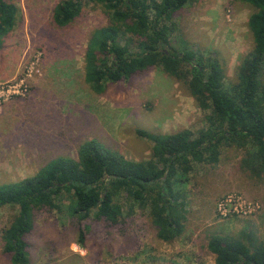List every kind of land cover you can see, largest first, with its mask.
Instances as JSON below:
<instances>
[{
	"label": "rangeland",
	"instance_id": "374dc122",
	"mask_svg": "<svg viewBox=\"0 0 264 264\" xmlns=\"http://www.w3.org/2000/svg\"><path fill=\"white\" fill-rule=\"evenodd\" d=\"M61 0H17L13 30L0 46V184L34 175L51 159H77L79 146L95 139L131 161L150 158L151 143L138 131L195 136L207 107L197 105L185 79L152 68L128 80L94 89L85 81V50L92 32L108 23L104 10L86 2L68 26L52 22ZM255 10L232 0H198L169 19L171 48L186 47L216 58L228 85L241 56L251 52L248 20ZM168 48V47H167ZM250 149L222 147L216 164L193 163L178 196V228L158 224L148 205L120 197L116 225L71 216L68 196L59 208L36 213L25 237L28 264H214L207 248L211 234L237 236L248 228L264 240V174L242 160ZM234 196L255 211L222 217L217 205ZM15 208H0L2 232ZM82 234L83 237H80Z\"/></svg>",
	"mask_w": 264,
	"mask_h": 264
},
{
	"label": "trees",
	"instance_id": "16d2710c",
	"mask_svg": "<svg viewBox=\"0 0 264 264\" xmlns=\"http://www.w3.org/2000/svg\"><path fill=\"white\" fill-rule=\"evenodd\" d=\"M195 1L61 0L54 6L52 22L60 28L72 23L86 2L99 5L108 17L106 25L92 32L85 50V81L91 87L160 68L175 80L185 79L196 104L208 112L195 136L188 129L138 131L151 143L147 160H128L90 139L79 146L77 159L59 156L30 177L0 184V208L16 209L1 237L11 264L29 263L25 237L34 228L36 213L59 208L65 196L72 202L70 215L81 223L93 217L116 225L123 215L119 198L125 197L148 205L158 224L175 229L182 215L173 186L186 182L193 163L216 164L221 148L234 146L252 150L242 162L249 171L264 174V0H232L255 10L248 20L254 43L240 57L236 78L228 85L216 58L171 48L169 19ZM16 2L0 0V46L14 28ZM207 248L214 264H264V240L248 228L237 236L215 232Z\"/></svg>",
	"mask_w": 264,
	"mask_h": 264
},
{
	"label": "built area",
	"instance_id": "2783aa9c",
	"mask_svg": "<svg viewBox=\"0 0 264 264\" xmlns=\"http://www.w3.org/2000/svg\"><path fill=\"white\" fill-rule=\"evenodd\" d=\"M217 210L222 217L231 215L250 216L255 211V207L242 200L241 197L230 196L219 201Z\"/></svg>",
	"mask_w": 264,
	"mask_h": 264
}]
</instances>
